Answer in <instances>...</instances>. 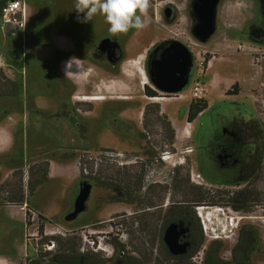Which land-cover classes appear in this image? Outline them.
<instances>
[{
    "label": "rangeland",
    "instance_id": "rangeland-1",
    "mask_svg": "<svg viewBox=\"0 0 264 264\" xmlns=\"http://www.w3.org/2000/svg\"><path fill=\"white\" fill-rule=\"evenodd\" d=\"M23 2V31L3 26L0 17V126L8 120L14 138L11 149L0 154V185L8 182L5 189L9 191L0 195L17 196L21 183L24 200L41 218L33 214L26 224L23 205L0 206V264H27L29 258L43 252L44 239H38L36 234L38 223L47 232L58 229L61 233L99 225L108 229L109 219L130 226L128 211L145 207H138L137 197L133 202L115 201L119 179L123 180L121 186L131 190L135 176L141 177L140 191L134 195L140 197V204L146 205L141 196L149 194V199L156 201L150 210L166 209L171 201L180 200L182 195L175 187V179L185 181L187 177L190 187L200 186L210 192L207 202L194 205L195 213L196 207L213 211L214 207L223 206L229 210L226 195L219 193L246 185L239 180L238 168L249 161L253 149L252 143H247L250 139L244 137L242 142L241 138V122L250 118L259 121L263 130L261 163L249 186L254 191L251 205L248 212L227 211L228 216L235 217L231 225L228 218H221L220 223V213L213 212L210 225L219 229L233 228L235 223L254 226L261 251L253 259L264 261V0H217L212 9H198L213 17L212 26L199 36L195 33L198 24L194 11L195 5L200 4L198 0H150L148 26L115 36L100 14L88 23L78 22L75 0ZM163 39L180 42L191 56L188 83L179 92L187 100H173L167 105L166 114L182 121L192 101L193 80L198 78L206 86L207 107L190 126H183L182 140L176 139L172 123L162 112L161 105L166 102L152 101L144 92L147 84H139L138 71L143 67L149 84L157 90L149 73L153 44ZM112 45L120 52L117 59L110 57ZM253 49L258 54H253ZM197 60L203 61V69L197 68ZM74 61L84 64L82 84L76 83L64 69L72 67ZM137 61L134 66L132 63ZM234 84L237 92L226 94ZM99 92L105 100H81L86 94ZM155 97L173 95L156 92ZM171 129L174 139L169 141ZM190 131L192 136L188 140ZM186 145L194 147L193 154H184ZM144 147L150 149L147 155ZM100 149L133 153L139 158H133L137 162L124 168L102 164L106 160L98 163L89 159L88 168L93 172L100 168L99 175L83 177L79 173L71 179L75 162L78 167L81 157L88 158L86 153L95 155ZM49 159L58 161V175L48 176L45 183L29 193L27 182L37 181L44 169L42 165H32ZM191 169L200 173L206 184L193 183ZM14 171L20 173L13 175ZM158 195L163 197L159 202ZM172 230L175 231L174 226L167 233ZM124 232L127 244L134 250L136 240ZM223 234L229 233H222V237ZM219 240V254L223 256L229 245L227 239ZM75 242L78 245L79 239L75 238ZM57 247L55 243V250ZM114 249L109 264L118 262L119 250ZM156 254L152 251L150 257L160 260ZM51 259L42 258L48 263Z\"/></svg>",
    "mask_w": 264,
    "mask_h": 264
},
{
    "label": "flooded vegetation",
    "instance_id": "flooded-vegetation-1",
    "mask_svg": "<svg viewBox=\"0 0 264 264\" xmlns=\"http://www.w3.org/2000/svg\"><path fill=\"white\" fill-rule=\"evenodd\" d=\"M195 6V19L197 23H199L201 20L202 11L200 12L198 9L202 10V7H200L199 4H196ZM163 40L164 41L160 43L153 44L154 51L152 52L151 56L152 62L156 60L167 59L166 50L170 47V44L173 42V40ZM257 52L259 51L255 50L252 53L258 54ZM119 56L120 52L118 50V47L116 46L113 49V58L117 59L119 58ZM241 124H243L241 135V138L243 139L242 142H245L244 137H247L246 139L251 140L247 143H252L253 149L249 161L241 164L238 168V172L240 174L239 179L241 175H250L251 171L257 166L263 154V130L260 122L256 119L250 118L248 121L241 122ZM123 153L125 163L119 164L116 161L110 162L116 164L117 166H130L137 162L133 158H139L133 153H128L127 155L125 154V152ZM252 180L253 177L243 182L249 183L250 181L252 182ZM229 208L234 210L230 206ZM150 209L151 208H138L132 210L131 212L128 211L130 217H127L125 213H121L122 217L126 216L127 218H130V220L128 221L131 223L130 226H122V223L116 224L113 223L112 219H109L108 229L102 228L100 225L93 228L83 227L78 229V234H73L76 231L75 230L64 233L62 236L78 235V250L79 253L83 255L80 259V264L83 261H90V259L86 258V255L88 253L97 254L99 260H102L101 262H97L95 264H109L111 257H113L115 253L114 247L119 250L117 253V264H147L146 261L149 258L150 254H152V251H155L157 253V258H159L163 262L166 253L173 255L175 259H184L193 249L196 241L194 233L195 229L193 228L194 226L192 224V221L181 219V217H179L178 215V212L175 210H166L160 208H158V210ZM234 211L248 212L242 210ZM239 219H241V217ZM171 226L175 227V231L172 230L170 232L168 231L167 233V230ZM126 227H129L130 230L127 231ZM125 230L126 233H130L131 237H134L137 242L136 246H133L134 250H131L129 245L127 244L129 243V241L126 240V235L124 232ZM225 230H218L216 234L218 237L217 239L207 238L202 230V234L204 237V242L201 245V247H203L202 264H264V261H254L253 259V255H258L261 251L260 237L258 235L257 229L254 226L250 224H237L235 227H231L226 231ZM225 232H228L229 234H223L222 237V233ZM219 238L227 239L229 245L228 248L226 247L225 252H223V256L219 254L220 246L216 251L211 246V244L213 243H220ZM246 239L249 242L245 246L244 240ZM89 240H92L94 242L93 246H90L88 244L87 241ZM116 240L120 241V243ZM146 240H148L149 243ZM98 241H100L101 243V249L96 248V244H98ZM110 242H112L113 244H111ZM146 246L151 249V252ZM189 259L192 262L191 257ZM192 264L194 263L192 262Z\"/></svg>",
    "mask_w": 264,
    "mask_h": 264
},
{
    "label": "trees",
    "instance_id": "trees-1",
    "mask_svg": "<svg viewBox=\"0 0 264 264\" xmlns=\"http://www.w3.org/2000/svg\"><path fill=\"white\" fill-rule=\"evenodd\" d=\"M8 0H1L0 2V14H1V8L2 6L5 4V2ZM150 79V78H149ZM236 89V85H232L231 88H229L226 91V94H233L236 93L237 91ZM144 92L145 94H147L148 96H156V91L151 89L149 86H144ZM207 107V103L204 99H199V100H192L189 104L188 107V112H187V121L188 122H192V120H194L196 118V116L201 113L205 108ZM158 108V106H157ZM170 128V125H169ZM142 139H144V135L141 136ZM174 139V131L171 129V135L169 137V141H172ZM108 149H100V151H107ZM144 150H146V153L144 152V154L147 155V153H150V149H146V147H144ZM84 155V154H83ZM86 156V155H84ZM262 157V156H261ZM88 158L86 157H81L79 159L78 162V170L80 173V176H90L93 173V176L100 173L99 169H96L95 172L92 171V169L88 168ZM93 159H91L92 161ZM87 161V162H86ZM106 163H102V164H113L116 165L108 160L104 161ZM261 163V158L257 164V166L251 171L250 175H241L240 176V181H245L248 180L249 178L253 177L255 175V173L258 172L259 169V164ZM40 165H42L44 167L43 171H42V175L40 176V178L35 181L34 183L31 182H27L26 184V189L29 193H32L35 188L40 185L45 183L48 180V167H49V162L46 160H42L39 161L37 163H34L32 166L34 167H39ZM120 168H124L127 167L126 165H122V166H117ZM86 168L87 170V174H84L83 171ZM89 169V170H88ZM16 173H20V171H14L13 175ZM136 181L134 183V189L131 190H127V186H121V183H123L122 179L118 180V185H117V190H118V197L115 199V201H128V200H133L134 198L137 197V203L139 204V206H144L146 208H152L156 205L155 202L153 201L152 197L151 199H149V194L145 197L144 194V198H143V202L145 201L146 205H142L140 204V197L134 195L136 193L134 192H139L140 188H141V177H136ZM21 181V178L19 179ZM189 179L188 177L186 178L185 181L183 180H177L175 179V187H177L178 192H181L182 197L180 198V200L178 201H171L169 203V205L166 207V210H175L178 212L179 217H181V219L184 220H191L192 224H193V228L194 233H195V245L193 247V249L190 251V253L184 258V259H175V257H173V255L166 253L164 261H166V264H192V262L190 261V257H192L201 247V245L204 242V237L202 234V229H201V223L199 222V219L195 213L194 210V205L195 204H201V203H205L207 202V198H209V191L204 189V187H190L188 185ZM252 184V182L250 181L249 183H246V185L244 187H242L241 189H238L236 191L233 192H227V191H221L219 193L220 194H224L226 195V200L227 203L229 204V206L231 208H233L234 210H242V211H248V208L250 207V203L252 202L253 199V194L254 191L252 189H250V185ZM6 185H8L7 183H2L0 185V194L6 192H9L7 189H5ZM155 187H158V189H162V187H159V185H156ZM14 190V189H11ZM4 191V192H3ZM17 191V196L14 197H8V196H4L2 197L0 195V206L5 205V204H18V205H24V203H27L26 200H24L25 198V194L22 191V187H21V183H19V189L16 190ZM159 192V190H158ZM141 196V197H142ZM157 197V202H159L163 197H160V195L156 196ZM161 198V199H160ZM207 200V201H206ZM160 204H158L157 206H159ZM27 206H29V204L27 203ZM42 229L43 226L40 225L39 226V233L41 235L40 239H44V242L47 241H53L54 242V246L55 243H57L58 247L57 250H55V248L53 250H44L43 252H41V254L38 257H34V258H29L28 259V263L27 264H80V259L83 256L82 254L79 253L78 250V245L75 242V238L77 239L78 237H76L75 235H67V236H61V235H54V236H44L42 235ZM56 238H59L56 239ZM43 242V243H44ZM249 241L246 239L244 240L245 246L247 245ZM211 246L213 247V249L216 251L218 249V247L220 246V243H213L211 244ZM41 247H43V245L41 244ZM55 251V252H54ZM47 256H51L52 257V262H44L42 260V258H45ZM86 258L90 259V261H83L81 264H95L97 262H101L102 260H99V257L97 254L94 253H88L86 255ZM159 259V258H157ZM217 259V258H216ZM172 260V261H171ZM218 261V259H217ZM150 262H152V264H163L162 260H156V257L153 259V257L149 256V258L147 259L146 263L149 264ZM219 262V261H218ZM220 263V262H219Z\"/></svg>",
    "mask_w": 264,
    "mask_h": 264
},
{
    "label": "built area",
    "instance_id": "built-area-1",
    "mask_svg": "<svg viewBox=\"0 0 264 264\" xmlns=\"http://www.w3.org/2000/svg\"><path fill=\"white\" fill-rule=\"evenodd\" d=\"M16 14L20 15L19 19H16ZM24 14H25V7H24V2L23 0H8L5 2V4L2 6L1 8V20H2V24L3 26L5 25H11L13 29H15L17 32L23 31L24 29ZM145 55H142V59H144ZM197 64V68L203 69V61H196ZM142 75L144 77V80H146V84L147 86H149L151 89L155 90V88L149 84L147 76L145 74V71L142 67ZM206 93V86L203 82H200L198 80V78H195L191 84V88H190V98L191 100H199V99H204V95ZM178 94L177 97H182V95L180 93H176ZM185 125L190 126V122H186ZM184 125V127H186ZM191 131L189 132V134L187 135V137L190 136ZM184 154L187 155H191L194 153V147L191 145H186L184 147L183 150ZM88 155V159H92L95 160V162H101L102 160H108V161H116L119 164H123L125 163L124 161V153L122 151H117V150H107V151H99L97 153H95V155H89V153H86ZM84 174H87V170L86 168L83 171ZM190 180L195 183V184H199V185H203L206 184L204 178L201 176L200 173H198L197 171H194L193 169H191L190 171ZM24 207V222L27 224L29 221H31V219L33 218V214L37 215L38 217L41 218L40 213L36 212L31 206L28 207L27 203H24L23 205ZM214 210L212 211H205V209H203L202 207H196V214L200 219V223H201V227L202 230L204 232V234L206 235L207 238H213V239H217V229L219 230V228L216 227H212L210 225V222L212 223V213H220V216H217V218L219 219V222L221 223V218H228L230 225L233 224L234 218L233 216H228L227 211L230 212V208L229 210H225V208L222 207H214ZM208 213V215H207ZM211 216V217H210ZM237 225V223H235L234 227ZM39 226L40 223L37 224V237L38 239H40L41 235L39 233ZM226 226L221 227L220 230H225ZM48 233L52 234V235H48ZM58 233L60 234L61 232L58 231V229H56L55 231H45L44 227L42 229V235L44 236H54L53 234ZM64 233H61V236ZM73 234H78V231H75ZM88 244L90 246L94 245V242L92 240L87 241ZM100 241H98V244H96V248L101 249L100 246ZM43 249L44 250H53L54 249V242L53 241H47L43 244ZM108 252V251H107ZM191 260L194 264H202V260H203V247H201L192 257Z\"/></svg>",
    "mask_w": 264,
    "mask_h": 264
},
{
    "label": "clouds",
    "instance_id": "clouds-1",
    "mask_svg": "<svg viewBox=\"0 0 264 264\" xmlns=\"http://www.w3.org/2000/svg\"><path fill=\"white\" fill-rule=\"evenodd\" d=\"M149 5L150 0H75L74 9L80 23L102 15L109 25L108 31L115 36L126 34L130 29L146 28Z\"/></svg>",
    "mask_w": 264,
    "mask_h": 264
},
{
    "label": "water",
    "instance_id": "water-1",
    "mask_svg": "<svg viewBox=\"0 0 264 264\" xmlns=\"http://www.w3.org/2000/svg\"><path fill=\"white\" fill-rule=\"evenodd\" d=\"M198 1L201 7L208 10L214 8L217 2V0ZM211 19L213 17L201 14V20L195 28L196 35H201L206 28L211 27ZM115 47L116 45H112L113 49ZM166 51L167 59L156 60L151 65L149 78L158 91L169 94L178 93L188 82L191 56L188 49L178 41H173ZM110 57L113 58V53Z\"/></svg>",
    "mask_w": 264,
    "mask_h": 264
},
{
    "label": "crops",
    "instance_id": "crops-1",
    "mask_svg": "<svg viewBox=\"0 0 264 264\" xmlns=\"http://www.w3.org/2000/svg\"><path fill=\"white\" fill-rule=\"evenodd\" d=\"M247 2V0H244ZM226 12V6L223 7V13ZM198 24V23H197ZM212 26V25H211ZM188 83V82H187ZM214 84V78H211L210 79V85H213ZM156 90V89H155ZM225 91V90H224ZM156 92H158L159 94H163V92H160L158 90H156ZM179 93V92H178ZM169 94V93H168ZM182 95V97H177L178 94L176 93H172L173 97H163L164 100L166 101H163V102H166V103H162L161 105V108H162V112L164 114L167 113V105L171 104V102L175 99L177 100H187V97H185L186 95L180 93ZM167 115V114H166ZM168 116V119L170 120V122L172 123V126L173 128L175 129V133H176V139L177 140H182L183 139V134H182V128L183 126L185 125L184 124V121L186 120L187 118V113H185V115L183 116V120H177V119H173L172 116L170 114L167 115ZM200 114L197 116L199 117ZM10 123L9 121L7 120L6 122H3L0 126L1 130H0V154H6L12 147V143H13V133H12V130L10 128ZM191 130H192V126H191ZM191 136H192V131L190 133V136L187 137L188 140L190 139L191 140ZM191 142V141H190ZM49 162V168H48V176L49 177H56L59 173H56L57 169L59 170V166H58V161L56 160H53V159H49L48 160ZM79 175V172H78V167H77V164L75 162V165L72 167V176H71V179L72 178H75Z\"/></svg>",
    "mask_w": 264,
    "mask_h": 264
},
{
    "label": "bare ground",
    "instance_id": "bare-ground-1",
    "mask_svg": "<svg viewBox=\"0 0 264 264\" xmlns=\"http://www.w3.org/2000/svg\"><path fill=\"white\" fill-rule=\"evenodd\" d=\"M139 63L138 61L136 63H132L134 66H136V64ZM83 65L84 64H81L80 62L78 61H74L72 67H68V68H65V71L66 73L76 82V83H79V84H82L83 83V79L81 78V70L84 69L83 68ZM131 65V64H130ZM63 69V71H64ZM138 74H139V77L141 78V82L139 84L141 85H144L146 84V80H144V77L142 75V70L140 69L138 71ZM79 86V85H78ZM121 99H124V100H129L130 98L129 97H119ZM106 97L103 96L100 92L99 93H96V94H86L84 95L81 100L82 101H102V100H105ZM152 101H166L164 100V98H160V97H152L150 98Z\"/></svg>",
    "mask_w": 264,
    "mask_h": 264
}]
</instances>
